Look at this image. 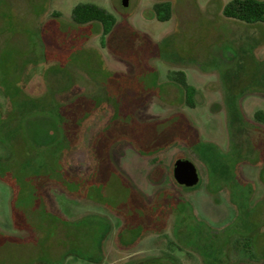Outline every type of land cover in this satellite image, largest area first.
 Wrapping results in <instances>:
<instances>
[{
    "label": "rangeland",
    "instance_id": "1",
    "mask_svg": "<svg viewBox=\"0 0 264 264\" xmlns=\"http://www.w3.org/2000/svg\"><path fill=\"white\" fill-rule=\"evenodd\" d=\"M156 1L0 0V134L36 106L0 138V264H264V22L225 17L229 0L158 20ZM85 2L114 15L105 38L72 20Z\"/></svg>",
    "mask_w": 264,
    "mask_h": 264
},
{
    "label": "trees",
    "instance_id": "2",
    "mask_svg": "<svg viewBox=\"0 0 264 264\" xmlns=\"http://www.w3.org/2000/svg\"><path fill=\"white\" fill-rule=\"evenodd\" d=\"M153 12L154 16L158 20H166L169 19L171 16V2L169 0H161L156 1L153 3ZM222 14L225 17L237 19L243 22L247 23H254V22H264V0H229L226 2L222 7ZM71 18L76 23H86L92 20H97L101 23L102 29H101V36L102 38H105V35L110 32L112 29L114 23H115V17L114 15L106 10L105 8L91 2H85V3H78L72 8L71 12ZM165 38L153 42L152 40L147 39L148 45H152L154 49V53L161 54L162 48L165 45ZM101 42H104V39H101ZM163 43V44H162ZM170 79L175 80L184 90L185 93V100L188 106H194V92L195 87L190 84L187 79L185 72L183 70H176L169 72L167 75ZM13 94V93H12ZM10 98L11 94H9ZM17 95L16 97H18ZM18 100V98H16ZM28 99V98H27ZM18 100L16 103V107L14 104V110L12 111V117L15 119V123H12L14 127H11L9 131L2 136L0 134V138L6 139L7 141H10L13 139V137L19 133L21 127H22V118L25 116V113H28V111L24 110V107L26 105L29 106V104L33 105V102L31 100ZM33 107H36L33 105ZM18 113H17V109ZM31 111H35V108ZM17 113V114H16ZM254 118L259 121L262 125H264V112L261 110H256L254 112ZM2 121H0L1 125ZM4 162L0 161V174L4 172H8V166ZM28 166V169L33 167L32 158H26L23 162L21 167ZM245 246L251 247L250 238L244 237ZM239 242V240H238ZM249 243V244H248ZM246 247V248H247ZM252 253V252H251Z\"/></svg>",
    "mask_w": 264,
    "mask_h": 264
},
{
    "label": "water",
    "instance_id": "3",
    "mask_svg": "<svg viewBox=\"0 0 264 264\" xmlns=\"http://www.w3.org/2000/svg\"><path fill=\"white\" fill-rule=\"evenodd\" d=\"M122 4L126 5L127 0H122ZM172 173L174 179L186 186L197 183L199 179L198 171L195 164L186 157H177L172 164Z\"/></svg>",
    "mask_w": 264,
    "mask_h": 264
},
{
    "label": "flooded vegetation",
    "instance_id": "4",
    "mask_svg": "<svg viewBox=\"0 0 264 264\" xmlns=\"http://www.w3.org/2000/svg\"><path fill=\"white\" fill-rule=\"evenodd\" d=\"M173 174V173H172ZM198 175H199V173H198ZM174 177V176H173ZM199 180V179H198ZM176 181V180H175ZM177 182V181H176ZM198 182V181H197ZM178 183V182H177ZM178 184H180V183H178ZM181 186H184V187H190V186H186V185H184V184H180ZM191 186H193V185H191ZM169 257L170 258H174L172 255H169ZM135 264H145V263H141V262H136ZM163 264H166V261L165 262H163Z\"/></svg>",
    "mask_w": 264,
    "mask_h": 264
}]
</instances>
